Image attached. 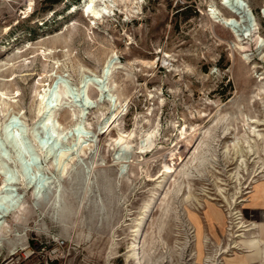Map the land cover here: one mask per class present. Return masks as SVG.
<instances>
[{
	"label": "rangeland",
	"instance_id": "1",
	"mask_svg": "<svg viewBox=\"0 0 264 264\" xmlns=\"http://www.w3.org/2000/svg\"><path fill=\"white\" fill-rule=\"evenodd\" d=\"M88 2L0 0V128L21 110L34 163L0 129V183L10 167L21 201H0V264H264V0H243L245 38L212 16L222 0ZM108 57L86 98L80 74ZM54 75L70 88L57 127L81 123L61 140L36 117Z\"/></svg>",
	"mask_w": 264,
	"mask_h": 264
},
{
	"label": "bare ground",
	"instance_id": "2",
	"mask_svg": "<svg viewBox=\"0 0 264 264\" xmlns=\"http://www.w3.org/2000/svg\"><path fill=\"white\" fill-rule=\"evenodd\" d=\"M94 2V0H89L88 4L86 5V11L87 12H91L93 13L94 15H97V14H100L99 12V9H96L93 7L92 3ZM226 7L227 9L230 11V15H224V14H218L215 12V9H210L211 13L213 14L212 16L216 18V20L222 22L223 24L227 25L228 27L232 28V30L236 33V36H238L239 38H245V36H250L252 31L254 30V20L255 18H253L254 16L251 14L249 7L243 2V0H222V2ZM219 11V10H218ZM221 13V12H219ZM240 17H244L245 18V21H246V24L247 26L243 29L242 26H241V22H240ZM109 58V57H108ZM114 60L109 58L107 59L100 72L97 73V72H94L92 70H88L87 72H82L80 74V79H79V90L83 89L84 88V95L86 98L89 97V86L92 85L96 91H97V94L99 96H101L102 94H105V91H106V87L107 85L104 83V75L107 71V69H109V72H110V67H111V64H113ZM53 75V74H52ZM58 75V74H57ZM109 75V73H108ZM50 79L48 82H44V81H39L37 84H39V87L40 89L37 91V99H38V106H37V109H36V117L38 118L37 120H39L38 122H40L42 124L43 127L47 128L46 130V133L49 134V127L50 129L56 133V135L58 136L57 139L59 138H62V134L65 133V131H67V129L69 130L70 128H76V127H81V123L80 121H78V116L79 114H76L73 113L72 115V118L74 117V120L72 121V123L66 127H57L58 124L57 122L58 121H55L52 116L53 114L51 113L52 108H53V105L52 103L56 100H61V96L64 95V94H67L69 91H70V88H69V85L68 83L64 80L62 82H58L56 81L57 79V76L54 75L53 77L49 78ZM44 80V79H43ZM2 90V89H1ZM81 92V91H80ZM0 95H1V102L2 104L4 103L7 104L10 100H12V98L14 96H11V95H7V92H5L4 90L3 91H0ZM9 100V101H7ZM14 101V99H13ZM12 102V101H11ZM10 103V102H9ZM8 103V104H9ZM59 103V102H58ZM5 105L6 107L9 106V105ZM18 104V103H17ZM4 107V106H3ZM8 108V107H7ZM79 108V107H78ZM22 109V108H21ZM81 109V107H80ZM2 110V109H1ZM4 110V109H3ZM9 110V109H8ZM7 110V111H8ZM79 110V109H78ZM21 111V110H20ZM20 111L18 112H13V113H10L8 114L9 112H6L7 114V117L4 119L3 121V124L2 127L0 129H4V130H1L4 135L6 136V138H8L7 140L11 141V143L13 144V146L16 148L15 150V153L16 151L18 152L17 156H19V158H17L18 160H16V164H17V167H21L24 172L26 173H29L30 171V166H32V164L34 163H31V164H26L27 162H29V157H30V154L31 152H29L31 149H30V144L29 142L27 143V141L25 140V136L24 134H26V132L24 133L23 131L25 130H20V128L18 127H14L12 124L14 123V120H16L20 115ZM79 111H82V110H79ZM22 113V112H21ZM78 115V116H77ZM21 117V116H20ZM81 117V116H80ZM21 119V118H20ZM36 124V123H35ZM107 124V123H106ZM13 126V127H12ZM36 126V125H35ZM36 128V127H35ZM0 131V133H1ZM26 131V130H25ZM36 131V130H35ZM2 133V136L4 137ZM15 134H18L20 136V139L19 141L17 140H14V138H9L8 136L9 135H15ZM35 135V134H33ZM81 135V134H80ZM84 135V134H83ZM259 135V134H258ZM37 136V135H35ZM125 136V135H124ZM124 136L122 135L120 140H122V137L124 138ZM36 138V137H35ZM32 140V139H31ZM30 140V141H31ZM34 140V139H33ZM61 140V139H59ZM147 140L149 141L150 138L148 137ZM5 141V140H4ZM36 142V139L34 140ZM38 141V140H37ZM6 142V141H5ZM47 142V141H46ZM61 142V141H60ZM31 143V142H30ZM37 143V142H36ZM9 144V143H8ZM29 144V145H28ZM47 144V143H46ZM57 143H51L50 147L48 148V151H54L55 149V146H56ZM11 145V144H10ZM37 145V144H36ZM39 145V144H38ZM41 145V144H40ZM39 145V146H40ZM81 145V144H80ZM43 146V144H42ZM41 146V147H42ZM39 148V147H38ZM45 148V147H43ZM30 149V150H29ZM41 150V149H40ZM46 150V149H44ZM5 151V150H3ZM43 152V151H42ZM41 152V153H42ZM62 152V151H60ZM51 153V152H50ZM66 153L65 152H62L61 155L63 156L64 154ZM1 155V154H0ZM3 155V154H2ZM2 155H1V158H2ZM16 156V157H17ZM34 156V155H33ZM64 157V156H63ZM60 158V157H59ZM16 159V158H15ZM60 159H63L62 161H60ZM59 161L60 162H64L61 166V172H64L65 171V168H66V164H68L64 159L65 158H60ZM3 161H5L4 159L2 161H0V163H2ZM7 162V161H6ZM6 162H3L2 164H4L5 167L8 166V164ZM32 162V161H31ZM59 162V164H60ZM15 164V163H14ZM61 165V164H60ZM3 166V167H4ZM16 166V165H15ZM34 166V165H33ZM41 167V166H40ZM38 166V170L40 168ZM57 167H58V164H57ZM35 168V167H34ZM33 169V168H32ZM37 169V168H36ZM59 169V168H58ZM37 170V171H38ZM6 171L5 173V176H2L1 178V183H0V191L3 189V192L4 194L1 193L0 195V201L1 202H5L6 203H9V204H6L7 207L10 206V211L11 210H15L17 208H19V205L21 204L19 202V204L16 203V201H14V196L15 195H12V190H14L13 188H10V187H6V185H8L10 182V179L11 177L13 178V175H12V170L9 168H7V170L4 169V172ZM11 171V173H9ZM36 171V172H37ZM3 172V173H4ZM35 172V173H36ZM15 173V172H13ZM34 173V171H33ZM9 174L11 175V177L9 176ZM61 174V173H60ZM16 175V173H15ZM14 175V176H15ZM24 175V174H23ZM28 175V174H27ZM33 175V174H32ZM36 175V174H35ZM35 177V176H34ZM33 177V178H34ZM32 178V179H33ZM35 179V178H34ZM14 180V179H13ZM36 180V179H35ZM42 180V179H41ZM17 181V180H16ZM19 181V180H18ZM33 181V180H31ZM49 182V180H47ZM43 184V183H42ZM16 189V188H15ZM34 189L37 190V192L39 191L40 189V183L39 182H35L34 183ZM11 190V191H10ZM42 190V188H41ZM40 190V191H41ZM39 191V192H40ZM14 192V191H13ZM36 192V191H35ZM38 192V193H39ZM37 193V194H38ZM18 201V200H17ZM3 202V203H4ZM228 204L229 206L231 207V203L230 201H228ZM6 207V208H7ZM21 207V206H20ZM9 208V207H8ZM9 211V209H1L0 210V219L7 215V212ZM230 213V211H229ZM2 223V221H0V224ZM1 235V234H0ZM2 246V243L0 242V247ZM59 248H56L55 250L58 251ZM28 252V251H27ZM12 255H16V253H13ZM12 257V256H11Z\"/></svg>",
	"mask_w": 264,
	"mask_h": 264
},
{
	"label": "water",
	"instance_id": "3",
	"mask_svg": "<svg viewBox=\"0 0 264 264\" xmlns=\"http://www.w3.org/2000/svg\"><path fill=\"white\" fill-rule=\"evenodd\" d=\"M251 12V14H252V11H250ZM108 73H109V69H107V71H106V73H105V75H104V79H106L107 77H108ZM10 139L11 138H14V140H17V141H19V139H20V136L18 135V134H15V135H9L8 136ZM26 164H30V161L29 162H27ZM9 176L11 177V175L9 174Z\"/></svg>",
	"mask_w": 264,
	"mask_h": 264
},
{
	"label": "trees",
	"instance_id": "4",
	"mask_svg": "<svg viewBox=\"0 0 264 264\" xmlns=\"http://www.w3.org/2000/svg\"><path fill=\"white\" fill-rule=\"evenodd\" d=\"M48 1H50L51 4H55V3L59 2L60 0H48Z\"/></svg>",
	"mask_w": 264,
	"mask_h": 264
},
{
	"label": "built area",
	"instance_id": "5",
	"mask_svg": "<svg viewBox=\"0 0 264 264\" xmlns=\"http://www.w3.org/2000/svg\"><path fill=\"white\" fill-rule=\"evenodd\" d=\"M58 247H60V246H58Z\"/></svg>",
	"mask_w": 264,
	"mask_h": 264
}]
</instances>
